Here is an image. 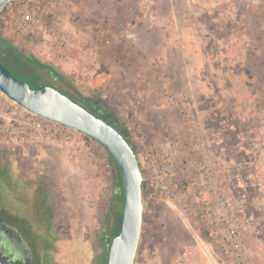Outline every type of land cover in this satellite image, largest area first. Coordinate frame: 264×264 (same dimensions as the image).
<instances>
[{
    "label": "rangeland",
    "instance_id": "rangeland-1",
    "mask_svg": "<svg viewBox=\"0 0 264 264\" xmlns=\"http://www.w3.org/2000/svg\"><path fill=\"white\" fill-rule=\"evenodd\" d=\"M6 11L0 34L69 82L40 69L33 87L58 82L76 93L73 83L101 98L132 141L144 178L135 264H238L192 203L201 151L242 219L241 264H264V0H53L34 33ZM0 160L36 198L25 216L41 219L47 203L45 264H107L103 239L111 244L122 220H109L116 167L101 143L79 131L51 135L0 144ZM163 172L173 195L151 188Z\"/></svg>",
    "mask_w": 264,
    "mask_h": 264
},
{
    "label": "water",
    "instance_id": "water-1",
    "mask_svg": "<svg viewBox=\"0 0 264 264\" xmlns=\"http://www.w3.org/2000/svg\"><path fill=\"white\" fill-rule=\"evenodd\" d=\"M14 0H0V12ZM0 91L43 118L73 128L111 154L124 186L121 230L112 240L108 264H135L143 230V173L136 151L119 129L51 85L32 87L0 62ZM0 264L3 261L0 256Z\"/></svg>",
    "mask_w": 264,
    "mask_h": 264
},
{
    "label": "built area",
    "instance_id": "built-area-1",
    "mask_svg": "<svg viewBox=\"0 0 264 264\" xmlns=\"http://www.w3.org/2000/svg\"><path fill=\"white\" fill-rule=\"evenodd\" d=\"M53 4V0H19L10 2L5 8V14H12L15 26L22 32L34 33L41 28V14ZM3 11V10H2ZM171 97V102L177 101ZM131 105L133 103L131 102ZM78 131L68 126L53 122L25 109L0 91V144L19 146L23 142L34 140L40 142L58 135L71 138ZM198 139L196 140V142ZM198 150L203 147L200 143ZM204 146V145H202ZM199 162V176L193 184L197 188V197L192 203L199 206V219L208 226V230L218 243L222 253L229 260L241 264L246 256V250L241 239V217L234 212L231 199L227 198L218 184L212 166V159L204 155ZM167 173L155 174L156 181L151 184L158 194L170 192L161 183L167 180ZM167 191V192H166ZM173 198H177L174 196Z\"/></svg>",
    "mask_w": 264,
    "mask_h": 264
},
{
    "label": "flooded vegetation",
    "instance_id": "flooded-vegetation-1",
    "mask_svg": "<svg viewBox=\"0 0 264 264\" xmlns=\"http://www.w3.org/2000/svg\"><path fill=\"white\" fill-rule=\"evenodd\" d=\"M90 97L95 98L96 96L91 95ZM115 124L119 130L124 132L118 122ZM9 172V168L3 165L0 160V185L5 188V191H2L0 187L1 259L3 264H45L47 260L44 253L45 244L50 240V230L53 223L50 218L51 215L47 211V203L42 200L41 219L32 222L30 220L32 213L30 212L27 217L22 209L32 208L36 198L24 191L21 183L13 181ZM2 192L7 193L13 199H22V203L14 204L12 201L4 200ZM103 243V249L107 251L106 245H111L108 244L107 235H105ZM108 256L105 257L107 264Z\"/></svg>",
    "mask_w": 264,
    "mask_h": 264
},
{
    "label": "trees",
    "instance_id": "trees-1",
    "mask_svg": "<svg viewBox=\"0 0 264 264\" xmlns=\"http://www.w3.org/2000/svg\"><path fill=\"white\" fill-rule=\"evenodd\" d=\"M0 62L5 65L16 77L17 75H20L27 79V83H29L32 87L33 84H37L38 86V79H39V73L40 69H46L49 73V76L54 78V80H59L62 83H68V80L66 76L59 70H57L55 67L51 65H47L43 62H41L39 59L28 56L22 51H20L16 46H14L11 42H9L5 37H3L0 34ZM36 78L37 80L34 81L32 78ZM62 93L68 95L73 101L79 103L81 106L86 108L88 111L93 113L94 115L98 116L99 118L105 120L109 124L116 126V117L115 112L105 103L104 100H102L99 97L92 98L90 96H86L81 94L79 92L75 85L73 83L70 85V87L76 92L71 93L67 91V89L64 87H61L60 83L54 82L53 84H49ZM40 87V86H39ZM118 129V128H117ZM121 131V130H120ZM121 133L124 135V137L127 139V141L132 145L133 143L130 140V138L127 136L126 132ZM141 167V165H140ZM114 191H113V197L110 204V218L109 220L113 219H119L123 217V208H124V186L122 183V177L119 170H115L114 175ZM121 230L120 228H115L113 233V238L116 234H118ZM112 244V242H111ZM107 252L110 251L111 245H106Z\"/></svg>",
    "mask_w": 264,
    "mask_h": 264
}]
</instances>
